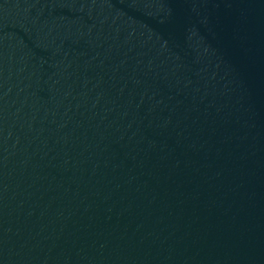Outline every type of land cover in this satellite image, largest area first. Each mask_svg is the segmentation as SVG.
<instances>
[{
	"label": "water",
	"instance_id": "1",
	"mask_svg": "<svg viewBox=\"0 0 264 264\" xmlns=\"http://www.w3.org/2000/svg\"><path fill=\"white\" fill-rule=\"evenodd\" d=\"M0 264H264V0H0Z\"/></svg>",
	"mask_w": 264,
	"mask_h": 264
}]
</instances>
